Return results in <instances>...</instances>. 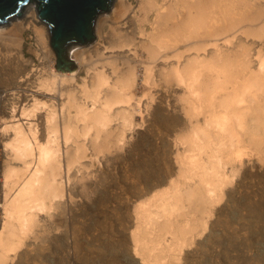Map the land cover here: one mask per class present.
<instances>
[{"label":"bare ground","instance_id":"1","mask_svg":"<svg viewBox=\"0 0 264 264\" xmlns=\"http://www.w3.org/2000/svg\"><path fill=\"white\" fill-rule=\"evenodd\" d=\"M106 7L93 40L74 42L75 65L63 70L38 6L0 23V83H17L3 93L10 114L0 116V264L27 238H47L45 218L65 202L72 172L88 156L122 147L146 122L143 110L158 90L180 89L174 106L189 128L178 136L181 179L136 203L131 250L141 264H175L246 158L264 160V0H112ZM29 30L40 59L31 68ZM196 212L203 217L193 223Z\"/></svg>","mask_w":264,"mask_h":264},{"label":"rangeland","instance_id":"2","mask_svg":"<svg viewBox=\"0 0 264 264\" xmlns=\"http://www.w3.org/2000/svg\"><path fill=\"white\" fill-rule=\"evenodd\" d=\"M32 4L39 6V1L28 0L21 11ZM27 36L30 68L36 67L37 43L30 30ZM74 44L67 47L69 60ZM16 84L0 83V116L10 114L11 96L3 93ZM139 89L142 93L145 88L139 85ZM164 90L155 91L154 105L142 113L146 122L128 132L122 147L90 155L82 168L72 172L65 202L45 218L47 238H27L4 264H141L131 250L136 203L171 177L181 179L175 162L178 136L189 128L174 106L182 92L176 86ZM38 116L45 121L44 111ZM201 216L196 212L191 221L196 223ZM206 218L175 264H264V160L246 158Z\"/></svg>","mask_w":264,"mask_h":264},{"label":"water","instance_id":"3","mask_svg":"<svg viewBox=\"0 0 264 264\" xmlns=\"http://www.w3.org/2000/svg\"><path fill=\"white\" fill-rule=\"evenodd\" d=\"M28 0H0V23L18 13ZM39 15L46 20L51 33V46L57 57L56 67L68 68L75 63L67 59V47L74 42L94 38L95 16L112 0H38ZM62 69V68H61ZM69 69V68H68ZM63 70V69H62Z\"/></svg>","mask_w":264,"mask_h":264},{"label":"built area","instance_id":"4","mask_svg":"<svg viewBox=\"0 0 264 264\" xmlns=\"http://www.w3.org/2000/svg\"><path fill=\"white\" fill-rule=\"evenodd\" d=\"M4 157H5V150L0 138V223L3 221L2 212H3V204H4V181H3L2 167H3Z\"/></svg>","mask_w":264,"mask_h":264}]
</instances>
